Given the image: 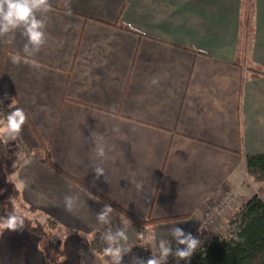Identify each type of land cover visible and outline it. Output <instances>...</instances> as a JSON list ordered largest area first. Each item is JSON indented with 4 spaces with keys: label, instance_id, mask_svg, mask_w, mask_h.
<instances>
[{
    "label": "crops",
    "instance_id": "crops-1",
    "mask_svg": "<svg viewBox=\"0 0 264 264\" xmlns=\"http://www.w3.org/2000/svg\"><path fill=\"white\" fill-rule=\"evenodd\" d=\"M49 3L46 43L27 63L26 37L0 36V120L13 101L27 114L18 136L3 137L16 212L56 239L86 236V264H112L101 234L124 228L121 264H138L141 230L148 259L161 240L174 247L173 228L193 235L227 192L243 196L244 155L264 153V75L249 77L237 57L244 0ZM253 13L248 59L264 72V0ZM66 195L78 197L72 212ZM104 204L109 224L96 218ZM120 210L159 221L137 227ZM0 264H45L38 237L0 230Z\"/></svg>",
    "mask_w": 264,
    "mask_h": 264
},
{
    "label": "trees",
    "instance_id": "trees-1",
    "mask_svg": "<svg viewBox=\"0 0 264 264\" xmlns=\"http://www.w3.org/2000/svg\"><path fill=\"white\" fill-rule=\"evenodd\" d=\"M253 15V0H244L237 57L239 65L241 67L246 65V73L252 78L264 75L261 68L248 59L253 34ZM244 79L243 77L242 80ZM9 158L7 145L2 137L0 138V218L12 212L17 213L14 201L19 196V189L7 175ZM44 163L63 173L51 162L49 156H46ZM244 165L246 173L254 181L264 182V153L244 155ZM92 193L97 198L105 200L95 192ZM112 205L115 207L114 204ZM120 211L137 227H145L147 224L159 221H141L123 210ZM24 218L23 228L38 237L45 264H81L82 254L90 249V242L86 236L73 232L53 241L51 233L39 222ZM228 225L234 226L235 230L228 235H215L184 264H264V199L257 194L247 199L230 217Z\"/></svg>",
    "mask_w": 264,
    "mask_h": 264
},
{
    "label": "clouds",
    "instance_id": "clouds-1",
    "mask_svg": "<svg viewBox=\"0 0 264 264\" xmlns=\"http://www.w3.org/2000/svg\"><path fill=\"white\" fill-rule=\"evenodd\" d=\"M66 14L71 15V7L65 5ZM51 11L49 0H0V36L7 35V44L13 43L15 33L20 31L22 37H26L24 44L25 58L23 62L27 63V57L34 56L46 43V23L42 18ZM31 49V50H30ZM12 63L19 64L22 61L20 53L11 57ZM35 66V65H34ZM153 84L158 81L153 78ZM14 101L9 105L11 111L7 112L3 120H0V138L8 136L15 138L22 130L27 120V114L22 108L14 107ZM99 155H103V150H98ZM96 179L104 174V168L95 167ZM142 184H137V189L142 188ZM78 197L66 195L64 197L65 210L72 212L74 203ZM114 209L110 204H104L97 213V220L102 224L110 223V214ZM25 218L15 212L9 213L6 217L0 218V230L8 229L15 231L24 227ZM171 236L176 242L173 248L170 241L161 240L157 246V254H152L151 258L144 260L139 258V264H165L167 258L171 255L179 260H190L192 254L196 251L201 241L194 237L190 232L186 233L182 228L175 227L171 230ZM142 238V237H141ZM101 240L106 244L102 251L103 255L111 259L112 264H121L122 253L130 251L125 249L124 243L128 240V235L124 228L111 229L101 234ZM183 245L184 247H180Z\"/></svg>",
    "mask_w": 264,
    "mask_h": 264
},
{
    "label": "rangeland",
    "instance_id": "rangeland-1",
    "mask_svg": "<svg viewBox=\"0 0 264 264\" xmlns=\"http://www.w3.org/2000/svg\"><path fill=\"white\" fill-rule=\"evenodd\" d=\"M245 67H246V65H245ZM247 177H248V179H247L248 181L246 183L247 186L244 185L243 188H244L245 191L242 193V195L243 196L252 197L253 195L257 194L258 196H260L261 198L264 199V182H257V181H254V180L252 182L251 181L252 179L250 180L251 177L249 175H247ZM243 196L238 197L236 199V201L234 200V202H231L224 209L223 212H221L220 214H218L211 221V223L207 226V228L202 229L199 232H197L196 231L197 229H195V231L193 233V236L196 237V238H198L201 241V244L198 246V248L196 249V251L194 253H196L199 250V248H202L203 246H205L206 244H208V242L215 235H228V233H230V232H232V231L235 230V227L234 226H229L228 225V220L233 215V213L245 202V198ZM230 207H232V208L230 209ZM215 224H217V225L215 226ZM46 230L51 233V236H52V240L53 241L57 240L56 237H55L54 230H51L49 228H46ZM174 247H176V245ZM172 262H173V260L171 261V264H172ZM185 262H186V260L181 261L178 264H184ZM81 264H86V263L84 262V263H81Z\"/></svg>",
    "mask_w": 264,
    "mask_h": 264
},
{
    "label": "built area",
    "instance_id": "built-area-1",
    "mask_svg": "<svg viewBox=\"0 0 264 264\" xmlns=\"http://www.w3.org/2000/svg\"><path fill=\"white\" fill-rule=\"evenodd\" d=\"M231 203V193L227 192L225 196L214 206H212L205 215V219L201 222L200 226L197 228V232L201 231L202 229L207 228V226L211 223V221L221 212L224 211V209ZM107 231V230H105ZM104 231V232H105ZM142 237V238H141ZM137 249H138V264H139V258H143L144 260L148 259V242L146 238V232L144 230H141L139 232V235L137 237ZM180 247H184L181 245ZM175 248V247H173ZM173 256H169L165 262V264H171V261L173 260Z\"/></svg>",
    "mask_w": 264,
    "mask_h": 264
}]
</instances>
